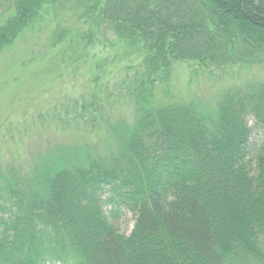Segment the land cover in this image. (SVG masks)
<instances>
[{
	"label": "trees",
	"instance_id": "trees-1",
	"mask_svg": "<svg viewBox=\"0 0 264 264\" xmlns=\"http://www.w3.org/2000/svg\"><path fill=\"white\" fill-rule=\"evenodd\" d=\"M43 4L55 1L0 0V50ZM77 9L140 54L132 121L104 126L107 156L57 147L23 180L3 178L0 264H264V82L227 87L210 108L170 85L175 63L205 75L264 67V0H74ZM67 34L59 28L51 46ZM248 118L261 133L253 149ZM121 209L135 217L129 236L112 223Z\"/></svg>",
	"mask_w": 264,
	"mask_h": 264
},
{
	"label": "rangeland",
	"instance_id": "rangeland-1",
	"mask_svg": "<svg viewBox=\"0 0 264 264\" xmlns=\"http://www.w3.org/2000/svg\"><path fill=\"white\" fill-rule=\"evenodd\" d=\"M54 1L43 4L23 32L0 50V187L6 177L23 180L39 157L57 147L88 145L92 154L107 156L112 144L104 126L132 121L126 93L141 69L140 54L126 53L123 40L114 38L106 25L78 19L74 0ZM59 28L68 34L63 43L51 46ZM84 32L91 33L86 45L80 38ZM232 68L205 75L193 64L175 63L172 96L210 108L227 87L264 82V67ZM247 125L253 149L261 133L253 119ZM112 223L129 236L135 217L121 209Z\"/></svg>",
	"mask_w": 264,
	"mask_h": 264
}]
</instances>
